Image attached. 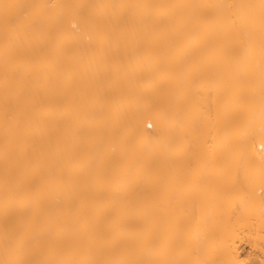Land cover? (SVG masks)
Segmentation results:
<instances>
[{"label": "bare ground", "instance_id": "obj_1", "mask_svg": "<svg viewBox=\"0 0 264 264\" xmlns=\"http://www.w3.org/2000/svg\"><path fill=\"white\" fill-rule=\"evenodd\" d=\"M0 264H264V0H0Z\"/></svg>", "mask_w": 264, "mask_h": 264}]
</instances>
